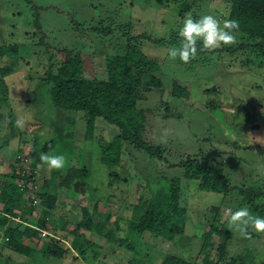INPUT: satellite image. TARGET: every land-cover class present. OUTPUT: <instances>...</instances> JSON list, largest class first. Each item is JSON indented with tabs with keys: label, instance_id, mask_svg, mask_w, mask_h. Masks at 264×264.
<instances>
[{
	"label": "rangeland",
	"instance_id": "obj_1",
	"mask_svg": "<svg viewBox=\"0 0 264 264\" xmlns=\"http://www.w3.org/2000/svg\"><path fill=\"white\" fill-rule=\"evenodd\" d=\"M229 5L230 0H195L190 12L179 18L178 3L173 0H0V180L13 185V193L24 192L34 207L28 218L33 225L42 209L36 193L47 190L48 179L58 176L72 181L70 188L63 189L67 194L58 197L34 256L12 251L5 245L9 233L0 231V264H159L166 254L203 264L207 248L203 237L210 223L232 231L230 249H253L254 264H264V233L245 238L229 226L225 215L227 209L246 207L240 189L258 185L264 191V61L260 65L246 51H224L236 45V40L230 46L207 51L201 60L184 64L168 55V50L178 45L153 42L170 40L187 14L194 19L212 14L224 20ZM142 34L149 40L141 39L135 46L157 59L159 69L151 75L161 85L143 90L137 105L145 141L161 146L165 158L150 159L126 145L121 164L113 168L118 178L109 180L107 167L98 161L99 146L108 145L117 128L98 118L91 138L84 139L85 113L77 110L78 102L72 103L75 112L54 106L46 71L78 54L82 74L104 80L108 62L124 51L126 38ZM173 81L184 89L177 99L171 95ZM65 113L75 120L72 137L65 136L69 132ZM18 119L24 121L22 128L17 126ZM41 153L64 155L65 167L47 171L40 166ZM35 154L38 157H33ZM189 157L205 158L221 168L233 190L226 195L211 192L192 167L178 164ZM81 165L92 172L86 182L95 192L74 179V171ZM13 171L27 178L11 176ZM171 177L179 181V192L170 196L169 205L186 210L180 219L185 222L184 232L166 242L150 233L137 237L127 231L128 206L143 194L165 188ZM159 195L162 203L166 194ZM255 205L264 206V196ZM88 215L96 220L92 233H84L83 242L93 245L87 247V258L74 251L63 260L55 258L54 249L69 248L71 229ZM118 217V235L134 242V254L115 249L113 244L103 248L100 232L114 228ZM150 218L155 225L170 224L169 214ZM17 220L7 225L11 227ZM220 237L224 244V229Z\"/></svg>",
	"mask_w": 264,
	"mask_h": 264
},
{
	"label": "trees",
	"instance_id": "obj_2",
	"mask_svg": "<svg viewBox=\"0 0 264 264\" xmlns=\"http://www.w3.org/2000/svg\"><path fill=\"white\" fill-rule=\"evenodd\" d=\"M173 1L178 3L180 11L177 12V17L179 18L190 12L192 5H195V0H192L191 3L188 0ZM224 19L237 20L240 25L235 33L237 44L226 47L224 51L227 53L249 52V55L252 54L255 60L260 61L259 64L261 65L264 61V0H230L229 10ZM179 28L180 25L178 24L173 30L174 33L170 40L158 39L153 40V42L158 45L169 43L179 46ZM141 39H148V36L142 34L126 38L124 51L118 53L114 61L108 62L106 66L107 75L104 80L85 77L81 71L82 64L78 54H74L69 62H62L55 68L52 65L49 66L46 71L45 81L50 86L49 91L54 106L65 112L81 110L85 113L84 139L91 138L98 118L117 128L118 132L112 137L110 143L99 146L98 161L107 167L109 180L113 177L118 178V173L113 168L121 164L124 146L126 145L142 151L150 159L164 160L165 158V150L161 146L152 145L145 141V126L138 110L137 103L141 98V92L150 90L152 86L159 87L161 85L160 80L151 75L159 69V62L154 57L145 55L135 46V42ZM200 47L201 45L198 43L195 60H201L204 53L208 54L207 51H200ZM191 63L194 62L191 61ZM1 76L3 77V75ZM63 79L74 80V82H62ZM0 82H2L1 78ZM118 88L120 91H118ZM183 93V87L177 81H173L171 95L177 99ZM73 102L79 103V109L72 108ZM70 115L71 113H65V121L69 128V132L65 133L66 137H72L74 133L75 120ZM77 141L78 139L75 140V142ZM33 157L38 156L35 154ZM178 164H187L192 167L197 173V179L205 180L208 189L213 193L226 195L233 190L229 178L223 173V170L205 158L189 157ZM67 171L68 167L64 171V177ZM11 176L27 178L26 175H21V173L15 171ZM58 178V176L49 178L47 190L36 193L38 204L42 209L34 225L28 222L34 207L30 204L31 202L28 203L27 199L24 198V192L21 191L15 194L12 191L13 185L0 180V205L2 206L0 210V231L6 230L9 233L5 245L12 251L26 257H32L37 252L35 245L40 241L41 231L46 228L47 220L56 207L58 197L60 194H67L62 193L63 189L70 188L72 184V181H63ZM88 178H92V172H89L87 166L81 165V167L75 169L74 179L89 188L91 185L86 182ZM107 185L109 186V183ZM95 189L92 188L91 192H95ZM69 192L72 193V191ZM178 192L179 181L171 177L165 188H160L149 195L143 194L137 197V200L128 206L129 214L125 217L126 230L134 232L137 237L150 233L161 237L166 242H172L176 236L184 232L185 228V222L180 223V219L186 216V210L183 207L169 205L170 196ZM159 193L166 194L162 203L158 202L161 201L160 198L162 197ZM73 194L77 195V193ZM240 195L243 196L244 205L250 211L257 213L256 216L264 217V206L255 205V202L264 196L261 186L256 185L247 189H240ZM104 201L106 202V200ZM5 209L8 212H4ZM162 213L170 215V224H153L150 217L158 219ZM14 218L18 220L13 226H8L9 221ZM95 220L96 217L93 215L81 217L71 229L72 238L69 240V248L56 247L52 255L63 260L70 251H74L78 257L85 260L87 258V247L91 244L83 242L84 233L86 231L92 233L91 225ZM119 220L120 217L115 219L114 228H104L100 232L104 239L103 248H105V245L113 244L115 249L123 248L134 254L136 251L134 242L118 235L120 230ZM222 229H224V244H222L220 237ZM233 237L230 229L223 226L216 227L210 223L203 237V245L207 246L205 255L202 256L203 264H254L255 254L253 249H230ZM213 251L216 253L214 256ZM95 254L97 253L95 252ZM159 264H196V262L195 260L166 254Z\"/></svg>",
	"mask_w": 264,
	"mask_h": 264
},
{
	"label": "clouds",
	"instance_id": "obj_3",
	"mask_svg": "<svg viewBox=\"0 0 264 264\" xmlns=\"http://www.w3.org/2000/svg\"><path fill=\"white\" fill-rule=\"evenodd\" d=\"M239 21L234 19L221 20L212 14L201 15L194 19L187 14L182 26L178 30L179 46L168 50L172 60L179 59L187 64L197 56V44L201 45L200 51H214L222 46H230L236 42L235 33L238 31ZM17 126L23 127L24 121L18 119ZM40 166L46 170H60L65 167L66 158L62 154L41 153ZM230 227L235 228L241 235L247 238L251 233H264V217L253 215L247 207L236 211L227 209Z\"/></svg>",
	"mask_w": 264,
	"mask_h": 264
}]
</instances>
